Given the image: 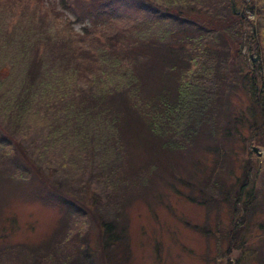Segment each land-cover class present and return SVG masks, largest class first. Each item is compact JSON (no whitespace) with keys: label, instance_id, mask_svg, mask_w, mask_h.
Segmentation results:
<instances>
[{"label":"trees","instance_id":"trees-1","mask_svg":"<svg viewBox=\"0 0 264 264\" xmlns=\"http://www.w3.org/2000/svg\"><path fill=\"white\" fill-rule=\"evenodd\" d=\"M122 1L61 0L69 11L66 14H71L74 22L84 23L81 33L73 38L50 29L58 22L43 0L32 5L0 0V35L4 41L16 39L12 46H0V167L10 180L23 173V165L32 184L45 191H36L35 199L75 215L85 206L89 191L92 201L86 207L97 225L99 242L111 257L112 249L128 245V228L126 221L123 228L117 226L120 215L107 220L103 211L120 209L122 213L119 205L123 194L133 185L137 192L154 177L150 167L144 171L146 175L134 173L127 182L120 181L116 173L125 148L122 128L148 96L141 107L149 117L139 121L155 140L154 147L152 141L146 145L148 153L154 152L153 158L159 159V163L151 164L161 170L155 179L162 180L161 188L169 185L208 209L224 205L230 214L228 228L224 230L218 222L221 229L215 232L224 233V241L229 235L234 241L241 234L240 226L249 227L246 219L250 221L255 212L264 211V186L256 184L264 155L258 156L248 145L252 142L264 148V0H143L145 4L134 11L151 15L147 24L175 23L177 28L172 33L183 38L171 43L162 37L170 34L168 27L157 30L153 38L152 29L136 26L139 22L133 16L113 21L106 35L103 28L99 30L96 22L107 18ZM154 58L156 64L167 60L173 65L166 63L161 70L147 72L145 65ZM46 61L65 69L68 78L54 86L45 76L39 79L36 67ZM230 64L248 88L252 109L247 114L250 119L244 121L248 135L241 133L234 121V130L225 125L219 128L216 115H209L224 96H219L224 92L222 83L231 75L230 71L224 75L220 67ZM149 83L152 91L147 94L143 85ZM203 133L215 139V146L206 147L213 166L209 172L201 170L202 179L192 184L190 174L186 178L176 175V150L192 145L198 148ZM234 136L243 143L247 158L241 162L233 158L242 169V181L237 176L227 184L217 173L225 164L221 159L226 153L223 138ZM207 163L205 159L195 161L196 167H206ZM74 203L77 210L72 208ZM10 219L17 227L16 218ZM245 238L243 245L248 244ZM87 247L82 251L85 257ZM73 248L78 252L80 247ZM72 257L66 250L55 260L67 263ZM90 263L87 257L85 264Z\"/></svg>","mask_w":264,"mask_h":264},{"label":"rangeland","instance_id":"rangeland-1","mask_svg":"<svg viewBox=\"0 0 264 264\" xmlns=\"http://www.w3.org/2000/svg\"><path fill=\"white\" fill-rule=\"evenodd\" d=\"M21 2L32 5L35 0H21ZM141 3L145 4L143 0H123L108 12L107 18L97 21L96 27L99 30L103 28L106 35L109 32L107 27L111 28L113 21H125L133 16L135 22H139L136 26L152 29L153 38L157 37V30L165 27H168L170 34L166 32L162 37L168 43L183 38L179 34L172 33L177 27L171 20L166 21V24L163 22L147 24V16L151 19V15L142 11H134ZM43 4L50 10L52 18L58 22L50 25L51 30L56 28L57 31L68 33L73 38L77 37V33H81L84 23L74 22L72 15L66 14L69 11L63 7L61 0H43ZM142 15L145 16L139 17ZM85 24L88 25L89 22ZM133 29L136 31V27ZM104 33L102 32V35ZM13 40L4 41L3 36L0 35V46L5 44L12 46L16 42L15 38ZM168 48L172 46L169 45ZM44 55L47 56V53L45 52ZM169 55L164 58L166 59ZM250 56L253 59L256 58L255 54H250ZM42 59L45 60V58ZM166 63L173 65V62L167 60L156 64L154 58L150 65H145L146 71L161 70ZM220 69L224 75L229 71L231 75L229 78L226 77L227 80L222 83L224 92H219V96H224L219 97L216 108L210 109L209 115H216L215 121L219 128L225 125L226 129L234 130V122H236L239 131L248 135L244 121L250 119L247 114H251L252 109L245 80L241 81L233 64H230L228 68L221 66ZM36 72L39 79L45 76L51 86L68 78L65 77V69L52 66L47 61L36 67ZM151 85V83L148 86L143 85L147 94L152 91L149 89ZM146 100H149L148 96L139 102L138 109L136 108L128 119L127 125L122 128L125 135V148L122 160L118 163L120 169L116 168V173L120 181L127 182L133 178L134 173L146 175L144 171L150 167V171L154 172V177L150 183L137 188V192L133 185V189H128L127 193L123 194L122 205H119L122 213L119 212L120 209L117 212L114 209L103 211L104 215L108 216L107 220H115V217L120 215L117 226L121 228H123V222L126 221L128 245L124 248L118 245L116 249L110 251L111 257L106 255V247L99 242L97 225L87 208L92 201L89 191L84 200L85 206L80 207V213L75 215L64 208L59 210V207L54 204H45L35 199L37 198L36 191H42V194L45 191L36 184H32V177L29 173L30 178L26 175L23 165V173L14 175V179L10 180H7L8 172L0 167L2 171L0 172V264H85L87 257L90 264H264V211L255 212V216L250 221L246 219L249 227L240 226L241 234L234 241L230 235L228 240L224 241L225 234L215 231L218 228L221 229L219 224L224 230L228 228L229 209L224 205L217 206L215 210L208 209L205 205L189 201L185 195L173 191L169 185L165 184L162 188L160 187L162 180L160 178L156 180L155 177L160 176L161 170L151 167V164L159 163V159L153 158L154 152L148 153L146 149V145H151L150 141L154 147L155 140L150 131L142 127L139 121L140 118L146 121L149 117L141 107ZM201 138L203 141L198 148L192 145L182 151L178 149L175 155L179 163V171H176V175L181 174L182 178H186L190 174L189 180L192 184L202 179L201 170L206 173L213 166L209 163L211 157L206 154V147L215 146V139L205 133ZM222 144L226 153L221 156V159L225 164L220 167L217 176L226 180L227 184L240 176L239 182H241L242 169L239 162H234L233 158L236 157L240 162L245 156L247 158L243 143L238 142V138L234 136L226 139L224 137ZM248 145L256 148L253 151L258 156L264 155L263 147L252 142ZM214 156H217V152ZM204 159L208 162L206 167H196L195 161ZM232 166H234L233 170ZM259 173L256 184L264 186V166ZM165 178L172 179V176H165ZM179 188L185 192L182 185ZM73 192L78 195L77 190ZM187 193L195 192L188 190ZM261 197L260 194L259 198ZM76 205L74 203L72 208L74 209ZM94 208L97 209L98 206ZM110 208V206L106 207V209ZM98 210L100 211V208ZM100 216H103V213ZM10 218H16L17 227L10 223ZM4 231L6 236H4ZM249 231L250 236L247 235ZM244 235L247 237L245 238L246 243L248 242L246 245L242 244ZM87 245L88 254L85 257L82 251ZM74 246L80 247L78 252L74 250ZM66 250L71 253V257L75 252L74 257L70 258L67 263L57 262L55 259L63 255Z\"/></svg>","mask_w":264,"mask_h":264},{"label":"water","instance_id":"water-1","mask_svg":"<svg viewBox=\"0 0 264 264\" xmlns=\"http://www.w3.org/2000/svg\"><path fill=\"white\" fill-rule=\"evenodd\" d=\"M253 149H254V150H256V148H255V147H253Z\"/></svg>","mask_w":264,"mask_h":264}]
</instances>
